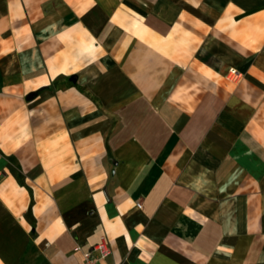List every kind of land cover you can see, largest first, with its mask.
Returning <instances> with one entry per match:
<instances>
[{
  "label": "crops",
  "instance_id": "0c3cea01",
  "mask_svg": "<svg viewBox=\"0 0 264 264\" xmlns=\"http://www.w3.org/2000/svg\"><path fill=\"white\" fill-rule=\"evenodd\" d=\"M102 240L264 264V0H0V264Z\"/></svg>",
  "mask_w": 264,
  "mask_h": 264
},
{
  "label": "built area",
  "instance_id": "2783aa9c",
  "mask_svg": "<svg viewBox=\"0 0 264 264\" xmlns=\"http://www.w3.org/2000/svg\"><path fill=\"white\" fill-rule=\"evenodd\" d=\"M231 77L238 76L239 73L236 69H231ZM140 206V205H139ZM111 248L107 241L102 240L90 249V251L83 254L84 261L76 264H105V261L110 257Z\"/></svg>",
  "mask_w": 264,
  "mask_h": 264
}]
</instances>
